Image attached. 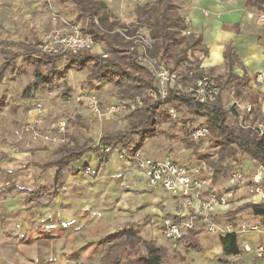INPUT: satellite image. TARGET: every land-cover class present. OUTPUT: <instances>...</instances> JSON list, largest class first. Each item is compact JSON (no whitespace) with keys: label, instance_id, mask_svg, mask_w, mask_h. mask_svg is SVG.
<instances>
[{"label":"rangeland","instance_id":"374dc122","mask_svg":"<svg viewBox=\"0 0 264 264\" xmlns=\"http://www.w3.org/2000/svg\"><path fill=\"white\" fill-rule=\"evenodd\" d=\"M101 1L106 4L110 15L108 21L116 20L124 24L128 30L137 26L132 12L133 7L144 4L147 6L151 2V0ZM48 2L0 0V44L33 43L34 41L40 43L44 34L61 26L60 22L56 23L51 20L50 13L53 10H57L56 12L66 22L81 24V21L77 20V10L72 0H49ZM134 33L149 38L148 32L143 28L136 29ZM102 46V44H95L89 53L101 54ZM5 49H8L7 46L0 45V63L1 52ZM200 56L199 48L188 51L186 63L180 66L177 72L182 75L184 68L194 69ZM56 70L59 73L54 79L52 89L39 91L34 98L29 100L22 98L23 89L31 78L28 68H25L23 73L16 77L7 75L0 83V99L3 100L4 105L0 112V142L7 150L5 153L0 151V155L5 156L1 157L3 160L1 164L7 172L13 173L15 170H20L18 174L6 177L5 180L7 182L13 180L22 189L18 194L21 197V209L23 210L20 219L21 232L25 227L36 228L43 220L41 211L33 207L25 211L26 214L24 213L25 192L35 190L39 203L47 202L52 192L53 170L41 171L35 167H27L28 164L45 162L54 157V150L61 146H70L76 143L96 146L101 136L110 132L126 131L132 123L128 112L112 117H96L89 112L86 101L91 97H95L99 101L102 111H105L109 105L122 101L123 99L115 86L100 83L96 88L91 89L93 87L89 86L86 71L65 69L62 61L56 63ZM215 76L219 78L217 75L213 77ZM186 80L181 83L180 78V84L182 86L189 84ZM220 80L222 79L220 78ZM221 89L220 87V91ZM231 90L227 89L228 98L225 99L228 108H230ZM233 97L240 98L242 102H245L242 95L234 94ZM218 101L219 97L217 103ZM220 107L224 109V107ZM177 114V120H172L169 117L171 120L162 121L157 127L156 134L145 139L136 152L144 158L153 160L168 157L187 167L206 166L212 168L215 165L221 177L218 180L212 178L207 190L209 192L215 190L217 193L219 192L218 194L229 190L231 188L229 176L250 159L247 156H242L239 152L234 158H228L229 149L221 152V145H219L221 139L210 130L206 139L199 143L190 142L187 136V126L196 123L208 128L207 123L202 117L191 116L184 108ZM62 121L66 124L63 131L59 129V123ZM226 123L231 125L232 117L229 116ZM125 151L128 153V149ZM113 153L116 154L114 149L106 154L111 156ZM117 160L120 162L118 176H101L100 180H95V176L90 173V168L86 166L87 168L83 172V186L69 190L66 187L67 184L63 183L59 198L52 203L51 212H53L50 213V219L53 224L57 215L62 220L61 215L65 205L73 207L77 213L74 217L76 219L70 229L60 227L51 231L52 234L58 235L53 242H40L36 245L37 248L35 246L30 248L32 255L36 252L39 256L38 264H99L100 254L104 247L109 245L104 242V236L115 231H124L131 224L139 233L141 240L155 242L159 247H163L161 244L167 243L166 240L157 239L153 235L152 227L149 226L148 229L143 225L147 220L148 225L152 224L151 219L160 215L154 213V208H158L162 204L155 195L160 191H149L144 185L145 180L136 174L133 166L131 167L128 162L118 157ZM254 171L255 165L253 164L250 173ZM3 179V176H0V187L3 185ZM85 181L88 183L86 184ZM137 181L139 186L135 185ZM248 184L247 180L241 188L249 187ZM238 189L240 188L235 190ZM13 201L11 200V202ZM234 201L235 199H232L229 203L232 204ZM4 204H6L5 207H3ZM226 207H229V204ZM8 210V202L0 200V217L4 218L2 221L8 231L6 239H4V250L0 252V256L5 257V260H0V264H13V258L17 259L18 256L21 258L19 252H31L24 250V247L15 241L16 239L13 240V234L18 233L19 229L14 230L15 232L9 231L10 224L7 220L11 219L9 217L12 214ZM146 210H149V216L145 213ZM130 211H134V213L132 214ZM167 216L169 215L164 213L161 215V219L163 220ZM62 224H66V222L62 220ZM1 237L4 238L0 235ZM138 247V256L144 255L145 249L141 243ZM64 253L68 254L69 259L66 256L62 258ZM10 256L12 257L10 258ZM42 256L50 258V260H42ZM120 257L124 264H133L135 260L133 255L128 257L121 255ZM61 261L63 262L61 263ZM25 263L26 261L23 264ZM28 263L31 262L28 261Z\"/></svg>","mask_w":264,"mask_h":264},{"label":"trees","instance_id":"16d2710c","mask_svg":"<svg viewBox=\"0 0 264 264\" xmlns=\"http://www.w3.org/2000/svg\"><path fill=\"white\" fill-rule=\"evenodd\" d=\"M72 1L77 10V20L81 21L82 30L89 34L94 44L104 45V54L98 55L81 51L76 54H67L62 60L59 56L41 53L38 41L0 44L8 48L1 52L0 83L7 75L16 77L21 75L25 68L30 70L31 80L24 87L23 99H32L39 91L52 89L54 79L59 73L56 70V63L59 61L63 62L65 69L86 71L89 86L93 87L91 89L96 88L100 83L112 84L117 88L123 100H133L145 91L153 89L155 86L154 77L139 62L138 49L132 46V42L126 40L119 31L126 36H133L136 29H145L152 42L149 55L171 71H177L180 66L186 63L188 51H192L194 48H199L202 51L199 38L183 34L186 30L184 21L175 11L170 0H155L150 6L135 7L133 13L137 26L130 30L116 20L108 21L110 15L102 1ZM87 18L86 24L85 19ZM94 19L97 23L94 22ZM223 56L229 71L226 77L221 80L220 87L232 89L238 95L240 91L238 87L245 88L244 82L238 80L230 72V67L234 63L230 51L226 49ZM201 75L204 74L200 71L198 63L194 69L184 68L182 75L179 74L181 83L186 79L188 80L186 82L191 83ZM2 104L3 101L0 99V110ZM165 105L174 107L177 112L184 108L191 116L204 118L208 130L221 139L219 143L221 152L229 149L228 158H234L239 152L264 169V130L262 136L259 137L254 132L241 130L234 120L231 125H228L226 122L229 112L222 110L218 103L212 111L201 116L199 106L189 97L171 90L165 100H146L140 108L129 112L132 123L126 131L107 133L98 139L96 146L76 143L54 150V157L39 166L43 170H54L53 197L58 194L63 172L72 163L91 154L98 155L101 164L107 162V154L100 152L101 146L111 148L119 146L122 149H128L129 153L135 152L145 139L156 134L157 127L162 121L171 120L164 110ZM130 142L132 143L129 144ZM128 144L129 146H127ZM212 169L213 180H218L221 176L217 166L213 165ZM31 195L30 197L34 199L35 196ZM243 210H248L253 216L259 217L264 224V201L241 205L233 213H228L224 217L214 216L213 221L232 218ZM198 235L197 232L189 231L176 243L183 244L189 250H198L193 242ZM219 239L223 255L235 256L240 253L237 236L234 232L220 236ZM104 242L110 246L104 247L99 264H124L121 261V255H127V257L133 255L135 258L133 264H166L168 258L173 254L168 249L157 246L155 242L141 240L139 233L132 226L124 231H115L104 236ZM139 243L145 249L142 256H138Z\"/></svg>","mask_w":264,"mask_h":264},{"label":"crops","instance_id":"0c3cea01","mask_svg":"<svg viewBox=\"0 0 264 264\" xmlns=\"http://www.w3.org/2000/svg\"><path fill=\"white\" fill-rule=\"evenodd\" d=\"M44 1L45 0H41L42 3ZM154 2L155 0H151L147 6L152 5ZM170 2L172 3L175 11L178 12L183 19L186 27L185 31L200 40L202 51L201 56L199 57L198 66L202 74L209 76L217 75L219 79L221 78L223 80L229 71L226 66L223 53L226 49L229 50L234 60L233 65L230 67V72L238 80H243L245 85L244 89H240V87H238V90H240L238 96L242 95L245 103L252 107L253 121L257 123H264V85L259 84L255 79V76L264 70V24H262L258 18L259 15L264 14V0H170ZM140 6L146 5L144 4ZM135 7L137 6H134L133 9ZM29 82L30 81H28V83ZM227 96V88H222L219 95V106L226 107L227 103H225V99L228 98ZM3 107L4 105L2 104L1 110ZM1 144L2 142H0V151L5 153V151H7L6 147ZM1 157L5 156L0 155V176H3L4 178L3 185L0 187V200L8 202V211L12 214L11 217H9L11 219L7 220L10 224L8 229L12 232L19 229L18 233H14L16 236L13 234V240L16 239L15 241L23 246L24 250L31 251L24 253L19 252L21 258L19 256L17 259L13 258V264H23L24 261H26L25 264H29L28 261L31 262L30 264H38L37 259L39 256H37L36 252L32 255V250L30 248L32 246L37 248L36 245L40 242H53L58 235H54V233L52 234L51 231H54L57 228L67 227L70 229L73 227V222L76 219L74 217L77 213L73 207L70 208V205H65L62 210V220L66 222V224H62V220L58 215L55 216L54 224L50 219V213L53 212H51L52 203L59 198L64 182L67 184L66 187L69 190L75 187L83 186V172L87 168L86 166L90 168V173L95 176V180H100L101 176H118L120 170V162L117 160V156L114 153L111 154V156L107 154V162L105 164L100 163L98 155H86L80 161L72 163L63 172V176L60 181V189L57 196L53 197L54 170L46 169L53 170L51 178L52 192L49 200L45 203H39L37 201V194L35 193V190L26 191V194L24 193V213L26 214L25 211L33 207L34 209L41 211L43 220L36 228L25 227L21 232L20 219L23 210L21 209V197L18 196V194L22 189H20L13 180L11 182H7L5 180L6 177L18 174L20 170H15L13 173L7 172L1 164V162H3ZM48 160L43 163L28 164L27 167H35L41 171H46L41 169L39 166L46 163ZM250 162L251 160H246L243 166H248ZM144 182V185L147 186L146 181ZM85 183L87 184L88 181H85ZM135 185L139 186L140 184L137 181ZM241 186L240 189L234 191L232 199H235V201L232 204L229 203V207L214 205L211 209V215L224 217L228 213H233L235 209L241 205L247 203H258L257 199L248 193L249 187L241 188ZM149 191H160L155 193V195L162 204H160L158 208H154V213L160 214V217L155 216L156 218L151 219L152 224L149 223L148 225L147 220L143 225L148 229L149 226L152 227L153 235L157 239H163L161 236V215L164 213L165 215L172 214L181 207V202L177 198L170 196L162 190L152 191L149 189ZM210 191L216 192L215 190ZM31 194L35 196L34 199L30 197ZM11 200L14 201L11 202ZM5 205L6 204H4L3 207H5ZM130 212L132 214L134 213V211ZM145 213H147V216L150 215L149 210H146ZM2 219L4 220L3 217H0V235L4 236V238H0V244H4V239H6V234L8 232ZM43 221L44 224H42ZM215 223L218 230L215 233H206L202 228H198L194 231L199 233V235L193 240L194 246H197L198 250H189L183 246V244H176L175 246H173L170 242L161 244L164 248L168 249L169 252L173 253L166 261V264H264V252L262 257L259 258L256 257L253 252L246 253L243 250L244 246L254 247L256 243H261L264 246V224L259 217L253 216L248 210H243L232 218H222ZM13 224H15V226H12ZM243 224L257 225L261 229V232L241 231ZM131 226L134 228L132 224L129 225V227ZM229 232H234L237 236L240 253L235 256H225L222 253V245L219 237L225 236ZM3 246H5V244L0 245V252H3ZM65 256L69 259L68 254H62V258H65ZM100 256L98 260L100 259ZM11 257L12 256H10V258ZM2 259L5 260V257L0 256V260ZM41 259L50 260V258L47 259L43 256ZM62 262L63 261H61V263Z\"/></svg>","mask_w":264,"mask_h":264},{"label":"built area","instance_id":"2783aa9c","mask_svg":"<svg viewBox=\"0 0 264 264\" xmlns=\"http://www.w3.org/2000/svg\"><path fill=\"white\" fill-rule=\"evenodd\" d=\"M48 1L45 0V2ZM50 18L53 22H60L61 26L44 34L38 45L41 53L56 55L63 60L67 54H76L81 51L89 52L93 49L95 44L89 34L82 30L80 23L66 22L55 10L50 13ZM258 18L264 24V14L259 15ZM87 22L88 18L85 19L86 24ZM94 22L97 23L95 19ZM119 33L138 49V60L154 77L155 86L133 100H122L111 104L105 111H102L99 101L95 97H91L86 101L91 114L96 117H112L124 112L129 113L140 108L146 100H165L171 90L189 97L199 106L200 115H204L215 108L220 93L221 80L219 78L201 75L193 82L182 86L177 71L169 70L164 64L149 55V50L152 48V42L149 38L139 34L126 36L120 31ZM183 34L188 35L189 33L184 31ZM102 48L101 54H104V45ZM255 79L259 84L264 85V70L258 73ZM234 94V91L231 90L230 108L226 106L224 107L225 110L221 109L229 112V116L241 130L251 131L259 137L262 136L264 124L253 121L252 107L242 102L240 98L233 97ZM164 108L168 117L172 120L178 119L174 107L165 105ZM65 127V122L59 123L60 130L63 131ZM208 135L209 130L206 126H199L196 123L187 126V136L192 143H199ZM112 149L115 150L119 159L128 162L131 167L133 166L136 174L146 181L150 190H162L180 200L181 207L164 217L161 222V236L173 246L187 232L195 231L198 228H202L207 233H215L217 226L213 221L210 208L214 205L228 206L235 189L240 188L247 180L249 183L248 193L258 202L264 201V169L252 160L248 166H242L233 172L229 176L231 188L225 193L218 194L207 190L209 181L213 178V169L210 167H187L168 157L153 160L142 157L136 151L127 153L125 149L120 147L101 146L100 152L109 153ZM253 164L255 171L250 173ZM241 231L261 232V229L257 225L243 224ZM243 250L246 253L253 252L256 257L260 258L263 255L264 246L261 243H256L254 247L244 246Z\"/></svg>","mask_w":264,"mask_h":264}]
</instances>
